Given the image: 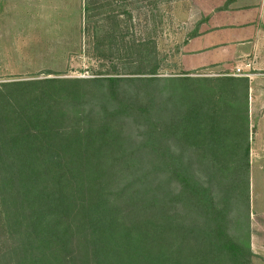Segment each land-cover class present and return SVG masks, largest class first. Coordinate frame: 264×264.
<instances>
[{"label":"trees","instance_id":"16d2710c","mask_svg":"<svg viewBox=\"0 0 264 264\" xmlns=\"http://www.w3.org/2000/svg\"><path fill=\"white\" fill-rule=\"evenodd\" d=\"M155 56L0 81V264H252L249 78Z\"/></svg>","mask_w":264,"mask_h":264},{"label":"rangeland","instance_id":"374dc122","mask_svg":"<svg viewBox=\"0 0 264 264\" xmlns=\"http://www.w3.org/2000/svg\"><path fill=\"white\" fill-rule=\"evenodd\" d=\"M85 4L92 11L85 12ZM190 8V0H0V81L42 77L46 72L48 76L91 77L113 67L130 73L147 70L155 55L158 76H170L180 68L183 43L199 21L190 16ZM140 44L147 47L141 57L137 53ZM132 46L137 47L136 53ZM256 67L247 70L256 72L255 81L259 79L258 89L254 87L249 98L250 129L256 124L263 130L264 60L259 59ZM191 72L192 76L225 73L214 69ZM252 130V264H264V144H253Z\"/></svg>","mask_w":264,"mask_h":264},{"label":"crops","instance_id":"0c3cea01","mask_svg":"<svg viewBox=\"0 0 264 264\" xmlns=\"http://www.w3.org/2000/svg\"><path fill=\"white\" fill-rule=\"evenodd\" d=\"M226 1L190 0V16L203 19L198 34L182 46L180 68L183 71L214 69L221 72L237 66L243 68L244 76L249 78L250 98L254 87L258 89L259 79L255 81L253 75L256 72L247 70L251 66L257 68L259 59L264 60V0H232L222 8ZM250 121L252 125V110ZM252 131L255 135L253 144H264V129L260 130L255 124ZM250 146L251 154L254 145L250 142Z\"/></svg>","mask_w":264,"mask_h":264},{"label":"built area","instance_id":"2783aa9c","mask_svg":"<svg viewBox=\"0 0 264 264\" xmlns=\"http://www.w3.org/2000/svg\"><path fill=\"white\" fill-rule=\"evenodd\" d=\"M230 75H233V76H244L245 74L243 73L242 68L237 66V67H235L234 72H232Z\"/></svg>","mask_w":264,"mask_h":264}]
</instances>
